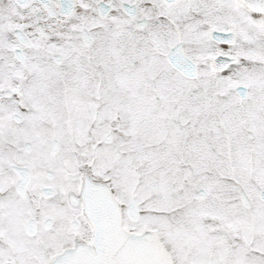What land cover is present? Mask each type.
I'll list each match as a JSON object with an SVG mask.
<instances>
[{"label":"snow or ice","instance_id":"1","mask_svg":"<svg viewBox=\"0 0 264 264\" xmlns=\"http://www.w3.org/2000/svg\"><path fill=\"white\" fill-rule=\"evenodd\" d=\"M0 264H264V0H0Z\"/></svg>","mask_w":264,"mask_h":264}]
</instances>
